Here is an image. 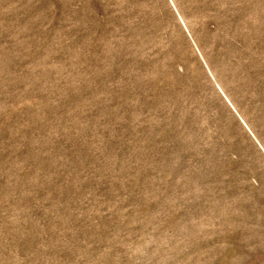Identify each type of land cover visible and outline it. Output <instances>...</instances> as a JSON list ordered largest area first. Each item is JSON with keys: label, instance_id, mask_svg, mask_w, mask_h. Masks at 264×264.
<instances>
[{"label": "rangeland", "instance_id": "1", "mask_svg": "<svg viewBox=\"0 0 264 264\" xmlns=\"http://www.w3.org/2000/svg\"><path fill=\"white\" fill-rule=\"evenodd\" d=\"M0 264H264V0H0Z\"/></svg>", "mask_w": 264, "mask_h": 264}]
</instances>
